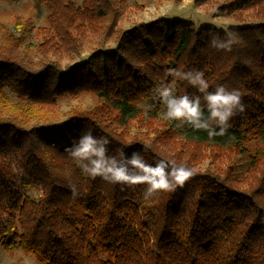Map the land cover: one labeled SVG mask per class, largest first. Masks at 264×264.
Wrapping results in <instances>:
<instances>
[{
  "label": "trees",
  "instance_id": "1",
  "mask_svg": "<svg viewBox=\"0 0 264 264\" xmlns=\"http://www.w3.org/2000/svg\"><path fill=\"white\" fill-rule=\"evenodd\" d=\"M35 1L45 26L22 17L0 26V249L43 264H264V0H193L230 16L224 30L167 18L125 30L126 0ZM226 30L232 50L212 48ZM169 69L202 71L208 91L239 90L245 112L212 139L163 120L162 83L200 95ZM83 94L95 105L59 109ZM89 129L109 139L110 156L139 153L195 175L148 200L144 185L90 179L65 152Z\"/></svg>",
  "mask_w": 264,
  "mask_h": 264
},
{
  "label": "clouds",
  "instance_id": "2",
  "mask_svg": "<svg viewBox=\"0 0 264 264\" xmlns=\"http://www.w3.org/2000/svg\"><path fill=\"white\" fill-rule=\"evenodd\" d=\"M235 43L236 38L227 33L225 38L212 36L210 46L218 51L229 52ZM168 75L173 81H186L200 93L178 96L175 83H162L156 89L154 99L165 107L164 115L167 119L178 122L177 127L187 125L194 130L205 131L209 139H212L225 135L231 127L229 121L246 110L239 90H229L224 85H217L214 91H208L209 84L202 71L169 69ZM109 143L107 137L96 138L89 129L66 147L65 152L81 173L90 179L99 177L109 184L120 185L122 189L144 185L145 200L157 198L161 193H173L177 188H183L195 175L194 169L184 165L177 166L174 161L159 160L154 166L147 164L139 153L126 157L120 150L119 156H110ZM68 187L73 199L79 196L74 183L70 182Z\"/></svg>",
  "mask_w": 264,
  "mask_h": 264
},
{
  "label": "rangeland",
  "instance_id": "3",
  "mask_svg": "<svg viewBox=\"0 0 264 264\" xmlns=\"http://www.w3.org/2000/svg\"><path fill=\"white\" fill-rule=\"evenodd\" d=\"M81 0H77L80 4ZM216 5H194L193 0H181L179 3L172 0H126L119 26L122 29H129L138 23H146L159 18L182 20L190 23L195 29L200 27H216L226 29L233 26L234 20L230 16L216 15ZM16 17L30 18L34 28L45 26L46 11L35 0H16L0 3V26L11 27ZM2 33L0 29V34ZM89 51L81 54L78 61L84 60ZM59 109L67 112L73 107L88 109L95 105L96 97L91 94H83L78 97H68L57 101ZM145 106V105H143ZM164 110L160 117L170 121L164 115ZM151 136V135H150ZM11 155L12 153L9 152ZM11 157V156H10ZM207 162L203 167H206ZM30 195L37 197L40 192L33 190ZM0 264H43L33 255L24 253L18 249L4 251L0 249Z\"/></svg>",
  "mask_w": 264,
  "mask_h": 264
}]
</instances>
